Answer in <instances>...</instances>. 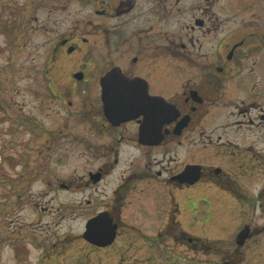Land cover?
<instances>
[{"label":"flooded vegetation","instance_id":"flooded-vegetation-1","mask_svg":"<svg viewBox=\"0 0 264 264\" xmlns=\"http://www.w3.org/2000/svg\"><path fill=\"white\" fill-rule=\"evenodd\" d=\"M36 4L46 14L40 24L29 15L25 32L40 34L48 60L33 104L0 82L13 187L75 194L46 205L85 207L87 220L106 212L117 227L108 247L133 238L122 232L125 209L159 199L155 237L246 264L252 246L264 247V0ZM185 190L195 207L213 206L206 220L237 221L231 245L184 230Z\"/></svg>","mask_w":264,"mask_h":264},{"label":"rangeland","instance_id":"rangeland-1","mask_svg":"<svg viewBox=\"0 0 264 264\" xmlns=\"http://www.w3.org/2000/svg\"><path fill=\"white\" fill-rule=\"evenodd\" d=\"M60 2L45 0L48 6H59ZM36 8V0H0V82L4 81L1 88L5 87L4 92L11 90L17 94L16 99L28 104H33L32 95L37 87L39 72L48 60L45 48L40 47V34L29 32L27 36L25 32L26 24H36L28 21L29 15L38 17L40 24L41 13L46 14ZM5 127L4 118L0 115V264H217L215 257L191 250L184 241L155 237L162 225L161 222L154 223L153 212L164 205L157 206L161 202L159 199L123 211L128 226L123 224L126 228L122 232L129 231L132 239H119L114 246L103 250L90 246L81 239L85 221L91 214L85 207L46 205V201L53 196L68 203V200L76 198L75 194L41 192L37 183L29 190L13 187L12 182H18L19 178L14 176L12 179L16 172L10 171L7 166V153L2 145L7 141ZM24 138L20 133L16 135L15 141H20L14 144L17 153L23 151L21 141ZM196 156L190 158L196 159ZM67 168V165H59L57 169L67 173ZM193 193L185 190L178 195L179 220L184 230L209 242L226 240L224 246L231 245L234 233L231 234L237 221L230 219L222 223L226 219L221 222V218L206 220L205 215L214 208L206 203L195 207ZM167 204L169 206L170 199ZM262 239L264 236L259 238L260 242ZM16 245L22 247L18 257ZM259 247L252 246L246 252V264H263L264 247L260 244Z\"/></svg>","mask_w":264,"mask_h":264},{"label":"water","instance_id":"water-1","mask_svg":"<svg viewBox=\"0 0 264 264\" xmlns=\"http://www.w3.org/2000/svg\"><path fill=\"white\" fill-rule=\"evenodd\" d=\"M116 225L112 223L107 213H101L87 221L83 237L89 243L106 247L110 245L116 236Z\"/></svg>","mask_w":264,"mask_h":264}]
</instances>
